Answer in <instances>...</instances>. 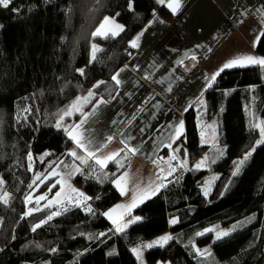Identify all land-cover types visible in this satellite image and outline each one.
<instances>
[{"label": "trees", "instance_id": "obj_1", "mask_svg": "<svg viewBox=\"0 0 264 264\" xmlns=\"http://www.w3.org/2000/svg\"><path fill=\"white\" fill-rule=\"evenodd\" d=\"M129 2L13 0L8 8L0 7V192L10 194L7 204L0 200V264H140L133 249L169 230L172 240L149 250L146 264H264V143L232 175L260 137L254 125L257 116L264 117V69L240 67L218 75L202 100L205 120L218 123V147L202 143L203 107H192L185 114V134L172 148L175 172L159 193L134 210L141 220L121 232L104 214L122 200L113 183L132 156L122 152L101 167L69 155L74 142L63 126L83 117L81 112L64 116L57 128L64 111L89 91L94 96L82 113L101 98L111 102L119 91L112 76L134 53L130 42L156 14L172 18L157 0H131L132 8ZM105 17L114 18L123 30L106 39L93 36ZM93 45L98 49L94 60ZM260 53L264 55V43ZM205 156L219 174L208 198L200 190L208 171L195 168ZM74 162L83 167L75 183L92 198L91 211L74 206L47 220L53 209L44 208L26 216L27 197L35 192L52 198L58 184L47 176ZM174 218L178 223L172 226ZM41 221L47 222L33 231ZM237 222L241 228L219 241L212 243V234L194 240L200 247L212 243L207 256L176 239L184 231L197 234Z\"/></svg>", "mask_w": 264, "mask_h": 264}, {"label": "crops", "instance_id": "obj_2", "mask_svg": "<svg viewBox=\"0 0 264 264\" xmlns=\"http://www.w3.org/2000/svg\"><path fill=\"white\" fill-rule=\"evenodd\" d=\"M262 8L264 0H181L175 14L168 8L171 20L156 14L135 36H139L138 47L117 72V96L111 102L95 103L86 112L96 107L95 114L81 129L98 158L107 149H111L107 157L117 154L114 159L122 152L133 156L130 167L117 178L120 187L115 188L122 196L123 186L131 190L132 199L137 198L136 204L159 193L175 172L172 148L185 134V114L204 106L208 84L216 80L210 78L238 56L264 57L260 53L264 13L258 11ZM181 121L183 129L177 137ZM133 148L135 152L130 151ZM73 150L87 156L75 142ZM145 192L148 196L141 201Z\"/></svg>", "mask_w": 264, "mask_h": 264}, {"label": "rangeland", "instance_id": "obj_3", "mask_svg": "<svg viewBox=\"0 0 264 264\" xmlns=\"http://www.w3.org/2000/svg\"><path fill=\"white\" fill-rule=\"evenodd\" d=\"M109 18H112V17H109ZM116 24L122 26L118 21H116L114 18H112L110 20L109 24L106 25V29H113L114 30V25H116ZM122 28H123V26H122ZM84 98H87V101ZM90 99L91 98L88 97V96L81 97L79 99V105L81 107V111L73 110L72 114L70 116H68V117H72L75 114L82 112L83 109L89 104ZM197 108H198V106H197ZM200 110H201V113H200L199 129H200V137H201L202 143L207 145V146H209V147H218V145H219V136H220L219 130H218L219 129L218 128V123H217L215 118H212V119L206 121L205 120L206 119V110L204 108H202ZM257 125H260V127H264V117L257 116ZM259 131H260V129H259ZM258 141H260V142L258 143ZM263 143H264V136H262L260 134V137L257 140V142L255 143L254 147L248 152V153H250V155H247V159H245L246 155L242 158L244 160V163L242 165H240V171L239 172H241L251 162L255 151ZM110 150L111 149H107L103 153L102 159L107 157V155L109 154ZM70 151H73V148ZM76 152H77L78 156H79V154L85 155L84 153H80L79 151H76ZM72 158L75 161L77 160L74 157H72ZM132 159H133V156H132ZM202 160H204L205 163L200 168H196V167L195 168L199 169V170H207L208 171V174L203 178V181H202L201 186H200V190H201V193L203 195H204V191L206 189L208 190V195L207 196L204 195L206 198H208L210 196V194L212 193V190H213V188L215 186V183L217 182V180L219 178V174L212 169L211 162H209V160H208V158L206 156L203 157L199 162H201ZM131 162H132V160H131ZM105 163L107 165L108 162L106 161ZM185 164H186V162L183 160L181 162V165L184 166ZM77 166L79 167V171L76 170ZM133 166H134V164H133ZM62 167H63L62 165L59 166V167H56L47 176V179L56 178V184H58V191L57 192H60L61 195L59 197H57L56 196L57 192H56L54 194V196L52 198H50L48 195L43 194L44 196H46V199L38 200V197H40L42 195L38 196V195L34 194L35 192H32L33 194L28 196L27 199H26V208H27L26 212H28L31 209L32 210L31 214H33V213H36V212H38V211H40L42 209L44 210V208H48L50 210L53 209L50 216H52V218H54V217H56L58 215H53V213L59 212L61 214L63 211L67 210L68 208L74 207V206L75 207H81V208H84L86 210H88L89 208L92 209V205L90 203V199H85V197H87L85 192L75 183V179H76L77 175L81 172V169L83 170V167L81 165H79L77 162H74L69 167H67V166L65 168H62ZM103 167H106V166H103ZM129 167H130V165H129ZM31 168H33V164H31ZM174 169L176 170L175 167H174ZM133 174H136V173L133 172ZM38 175H40V174H38ZM115 181H114L113 184L116 187L117 185H116ZM121 185H122V183H121ZM71 189L78 190L79 193H83V196L77 195V193L76 192H72ZM122 189H123V196H122V200L120 201L119 205H122V206H125V207L113 208V209H116V211L112 212L111 213V218H109L111 223H112V225H113V227H115V229H116L117 225L113 223V220H118L119 223L123 224V223H127L128 221L133 220L135 217H140L138 215H135L133 213L134 211L129 214L128 208L126 206L132 204V202H133V199H132L133 194L131 193V190H127L126 189V186H123ZM0 194H1V196H3L5 193L3 191H1ZM7 194H8V201H9L10 194L8 192H7ZM49 201H52V203L50 204ZM141 205L142 204H136L135 207H139ZM135 207H132L131 209H133ZM124 213L129 214V215H123ZM26 216H28V215H26ZM47 220H48V218H47ZM140 220L136 221L135 223H129L128 227L124 228L123 230H125V229L129 228L130 226L136 224ZM176 224H172V226H174ZM240 228H241V223L240 222L232 224V225H230L228 227H222L220 225H214V226H211V227L207 228V229H212L213 231H205L206 230L205 229L202 232H200V233H203V235H197L195 230H189V231H184V232H181V233L177 234L176 239L181 240V241H183V242H185L187 244L190 243L191 245L189 246V248L191 249V251L197 252L200 256H207V255H209L212 252V243L227 237V236H225V237H222L221 239L217 240L216 239V233L217 232L227 231L229 233V235H230V234L234 233L235 231H237ZM208 234H212V243H211V245H208V246H205V247H200L198 245V243L194 241V240H196L197 237L201 238V237H204V236H206ZM165 235H169V236H171L173 238L174 234H173V231L169 230L167 232H164V233L154 237L153 239L147 241L146 243H144V244H142V245H140L138 247H135V248H140L141 249V255H140L139 258L137 257V254L135 252H133L134 256L136 257L137 261L140 264H146V253L149 250L154 249L156 247H162V246L156 245V246H154L152 248H147V247H144V245H146L148 243H151V242H154V241L158 240L160 237L165 236ZM172 238L169 241H171ZM166 244H164L163 246H165ZM197 249H199L200 251L198 252ZM157 264H170V263L158 262Z\"/></svg>", "mask_w": 264, "mask_h": 264}, {"label": "snow or ice", "instance_id": "obj_4", "mask_svg": "<svg viewBox=\"0 0 264 264\" xmlns=\"http://www.w3.org/2000/svg\"><path fill=\"white\" fill-rule=\"evenodd\" d=\"M13 0H0V7H3V8H8L11 4H12ZM157 3L158 4H161V5H165V0H157ZM167 8H169L173 14H175L178 9L180 8L181 6V0H170V2H168L166 5H165ZM129 8H132V3H131V0L129 2ZM14 11H18L16 9H14ZM259 12H262L264 13V8L262 9H258ZM112 18H109V17H105L104 20L100 23V25L97 27V29L92 33L93 36H98V37H102V38H109V36H116L119 34L120 31L123 30L122 26L116 24L114 25V30L113 29H106V25L109 24L110 20ZM142 35V33H141ZM139 40V36L136 37V39L132 40L130 42V46L132 48H136L138 47V43L137 41ZM255 46V45H254ZM97 46L93 45V49H92V59L94 60L96 58V51H97ZM250 66H258L260 67L261 69H264V57H257V56H254V55H251V54H248V55H243V56H238L236 58H233L232 60L226 62L211 78L210 80L211 81H214L216 79V76H218L221 72H223L225 69H229V68H234V67H250ZM123 69H121L122 71ZM78 71L81 73V75H83V69H78ZM112 80L115 81L116 84H119L120 83V80L118 79V73L113 75L112 76ZM100 83H103L102 81L101 82H98L97 85H95L94 87H99V84ZM212 84L211 82L208 84V87H211ZM94 96V93L92 91H89L88 93V97H93ZM86 101H87V98H84ZM103 103H106L103 98H101L99 101H98V104H103ZM75 110V111H81V107L79 105V98H78V101L77 102H74L73 105L71 106L70 109L64 111L63 115H61L60 117V121L57 122V124L55 125L57 128H61L63 125H62V121L64 119V116H70L72 114V111ZM96 112V107H94L92 109L91 112L89 113H82V119L79 121V123L75 124V125H67V126H63L64 127V131L67 133L69 139L73 140L77 147L78 148H81V149H84L85 152H87V156H78L77 155V152L76 151H70L69 152V155L74 157L75 159L81 161V163L83 164H87L88 163V160L89 159H92L95 161L96 164H99L101 165L102 167L103 166H106V161L107 160H111V159H114L115 155L117 154H113V155H110L108 157H105L103 159L101 158H98L95 154L94 151L90 150L89 147H88V142L86 141L85 137H84V134H83V131H81V129L83 128V125L85 123H87L88 121V118L89 116H92L94 115ZM254 127H257L260 129V134L262 136H264V127H260V125H254ZM182 129H183V121L180 122L179 124V129L177 130L176 132V135L177 137L182 133ZM112 137L109 136L107 137V140H111ZM260 141H258L259 143ZM130 151L132 152H135L136 149H130ZM178 151V149H177ZM247 155H250V153L246 154L245 156V159H247ZM29 159H31V157H29ZM172 159H176L175 156L172 157ZM205 163L204 160H202L201 162L197 163L195 165L196 168H200L203 164ZM244 163V160H240L238 163H237V166H236V170L232 173L233 176L237 175L240 171V165H242ZM123 165H121L122 167ZM181 167H183V165H181ZM77 171H79V167L77 166L76 168ZM172 171H175V169H172ZM172 172L170 171L169 172V175H171ZM125 175H127V173H125ZM41 177L40 175H37L36 176V180H40ZM36 181L34 180L33 183H35ZM43 182V181H41ZM3 181L0 180V184H2ZM117 187H120V180H116L115 181ZM31 187V185H30ZM51 187H55V184H53ZM51 187L49 188V191H51ZM72 192H76L77 195L79 196H83V193H79L78 190L76 189H71ZM61 195L60 192H57L56 193V196L59 197ZM204 195L207 196L208 195V190L206 189L204 191ZM148 196V193L145 192L143 197H141V201L143 198H147ZM30 199V198H29ZM46 199V196L42 195L40 197H38V200H44ZM85 199H92L91 197H85ZM0 200L3 201L4 204H7L9 201H8V194L5 193L3 196H0ZM58 202V201H57ZM49 203L51 204L52 201H49ZM136 203H137V198L134 197L133 198V202L131 205H128L126 206L128 208V211L130 212L131 211V208L132 207H135L136 206ZM121 207H125V206H122V205H117V208H121ZM89 211H91V208L88 209ZM116 209H112L110 210V212L108 213H105L104 215L106 216H109V218H111V213L112 212H115ZM31 212L32 210L30 209L28 212L25 213V215H31ZM60 213L57 212V213H53V215H59ZM122 218V217H121ZM52 219V216H49L48 217V220H51ZM141 218L140 217H135L133 220L131 221H128L127 223H119L118 220H113V223L116 224V231L117 232H120V231H123L124 228L128 227V224L129 223H135L136 221L140 220ZM47 221H41L40 223L36 224L34 227H33V231H35L37 228L41 227V225L43 223H46ZM178 222L177 219H172L171 220V223L172 224H176ZM234 230V229H233ZM205 231H213L212 229H206ZM197 235H203V233H197ZM229 233L227 231H220V232H217L216 233V239L219 240L221 239L222 237H225V236H228ZM172 237L169 236V235H165V236H162L160 237L158 240L154 241V242H151V243H148L146 245H144V247H147V248H152L156 245H159V246H163L164 244H166ZM52 251H55V249H53ZM197 251L199 252L200 250L197 249ZM133 252H135L137 254V257L139 258L140 255H141V249L140 248H135L133 249ZM111 254V253H110Z\"/></svg>", "mask_w": 264, "mask_h": 264}]
</instances>
